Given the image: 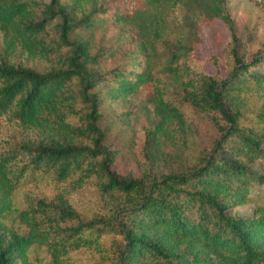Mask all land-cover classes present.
Segmentation results:
<instances>
[{"label": "trees", "instance_id": "trees-1", "mask_svg": "<svg viewBox=\"0 0 264 264\" xmlns=\"http://www.w3.org/2000/svg\"><path fill=\"white\" fill-rule=\"evenodd\" d=\"M250 31L227 0H0V264H264Z\"/></svg>", "mask_w": 264, "mask_h": 264}, {"label": "rangeland", "instance_id": "rangeland-1", "mask_svg": "<svg viewBox=\"0 0 264 264\" xmlns=\"http://www.w3.org/2000/svg\"><path fill=\"white\" fill-rule=\"evenodd\" d=\"M264 0H227V6L230 14L239 21L244 22L250 26L251 31L249 36L251 43L250 50H254L259 46L261 40L264 37V12L261 9L260 4ZM200 34L202 35V41L197 45V56L203 59V69L207 72H212L213 67L209 61H205V58L211 53L220 52L223 41L228 36V31L223 22L217 18L213 19L210 23H203L200 27ZM263 51V50H262ZM152 113H140L132 121L133 127L144 126L150 120ZM128 124L129 120H125ZM119 123H115L118 125ZM199 128L197 129V131ZM10 134L14 133L15 139L20 138V131L12 126L9 130ZM206 141V137L202 139ZM249 194L256 202L264 201V185L255 183L250 187ZM254 202L246 203L238 207L240 212H249Z\"/></svg>", "mask_w": 264, "mask_h": 264}]
</instances>
